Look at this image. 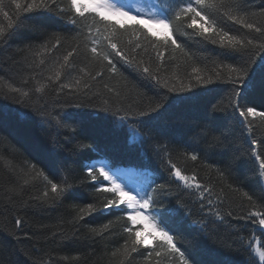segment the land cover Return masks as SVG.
Here are the masks:
<instances>
[{
    "label": "trees",
    "instance_id": "16d2710c",
    "mask_svg": "<svg viewBox=\"0 0 264 264\" xmlns=\"http://www.w3.org/2000/svg\"><path fill=\"white\" fill-rule=\"evenodd\" d=\"M57 2L67 6V0ZM250 4L259 13L264 0H250ZM2 6L15 21L12 0H3ZM21 15L25 19L15 35L0 39V264H120L122 259L124 264H178V260L157 258L155 251L159 247L155 251L141 247L130 260L123 257L127 238L123 228L128 224L124 212L97 211L77 219L80 208L92 203L101 209L110 198L109 194L97 193L95 189L100 184L87 175L92 159L102 160L109 169L127 168V179L136 189L141 190L151 181H155L153 187L163 184L165 187L158 188L155 194L157 204L152 215L165 214L177 246L188 248L198 264H252L253 257L255 264H261L248 244H258L264 229L239 217L248 210L243 192L264 204V180L258 179L259 161L250 143L252 139L264 141V120L249 117V134L232 106L234 92L238 91L243 94L239 98L242 105L264 110V70L260 63L254 65V82L247 86L229 81L226 70L216 80L213 62L233 61L220 55L223 49L200 37L184 35L192 30L178 26L176 37L192 59L179 51L172 59L169 47L158 75L179 88L181 81L189 83L191 68L198 67L203 76L213 78V83L168 93L115 57V75L105 68L103 76L95 81L84 77L91 84L87 96L75 95L68 89L59 92L60 83H74L82 76L81 68L92 75L101 70L88 63L91 54L85 48L87 28L93 18L82 19L70 11ZM70 19L77 23L71 24ZM0 24H7L2 15ZM34 27L39 31H33ZM231 27L234 31L239 28ZM249 35L260 39L256 33ZM57 38L60 44L52 48ZM149 41L155 43V38L140 37L139 43L148 51L138 55L137 60L150 62L155 71L160 61ZM117 42L127 50L134 47L136 37L131 31L121 33ZM73 48L77 54L70 58L71 67L63 69L61 80L52 85L48 77L54 78L58 63ZM137 52L142 53V49ZM9 84L28 91L29 96L9 92ZM40 84L48 87L36 93ZM105 85L113 91L108 92ZM157 91L163 94L161 102L167 104L161 116L153 120L140 118L145 121L142 125L119 119L139 107L147 110L148 97ZM81 102L84 107H75ZM68 113L81 114L80 122L65 119ZM133 128H139L140 134L134 135ZM256 150L264 157V145H258ZM191 153L198 155L197 161L189 158ZM170 163L177 164L186 175L195 174L200 183L212 189V195L205 194L206 198L200 200L195 190L190 194L171 176ZM37 171L57 183L67 179L73 195L53 199L50 185L43 178L25 184L24 180ZM45 190H49L48 198L43 197ZM208 199L213 201L211 205ZM216 211L225 217L223 223L216 220ZM229 211L233 216L226 215ZM16 219L23 221L19 229ZM109 221L113 222L109 230L103 231L102 226ZM100 232L103 234L97 235ZM197 237L199 246L195 243Z\"/></svg>",
    "mask_w": 264,
    "mask_h": 264
},
{
    "label": "snow or ice",
    "instance_id": "6c2138e0",
    "mask_svg": "<svg viewBox=\"0 0 264 264\" xmlns=\"http://www.w3.org/2000/svg\"><path fill=\"white\" fill-rule=\"evenodd\" d=\"M2 3L3 0H0V15L7 21V24L6 26L0 24V39H10L15 35L25 19L21 13L55 12L63 14L70 11L82 19H87L88 16L93 18L95 27H93V24L88 25L87 36L85 38L88 42L85 44V48L91 55L87 57L86 53V57L89 64L98 66L101 70L96 71L95 75H92L91 71L81 68L80 72L82 76L76 78L74 83H60L59 92L68 89L75 95L82 93L87 96L88 92L91 91V84L84 77L95 81L98 77L103 76V69L105 68L115 75L117 73L115 57H118L125 65L135 67L137 71L143 73L145 78L154 81L156 87L166 89L168 93L191 91L195 85L213 83V78L203 76L201 74L202 70L198 67L191 68L189 83L184 84L181 81L179 88H177L175 83L170 84L168 79L161 78L158 75L169 47H171L172 59L176 58L175 53L177 51L187 56L188 59H192L185 45L179 42L176 37L178 26H182L185 30H192L191 33L185 31L184 35L200 37L202 40L223 49L224 52L220 53V55L226 56L233 61L232 63H225L223 61L213 62V72L216 80H219L221 73L226 70L229 81H239L247 86L254 82V65L256 63H260L262 70H264V22H262L264 21V5L260 6L259 13H257L252 10L250 0H161L156 5V8L159 10L146 15L140 13L139 10L133 13L126 6L118 4L116 0H67V6H61L57 0H26L23 4L20 0H12V4L16 9L17 19L15 21L10 17L8 11L4 10ZM69 22L73 25L77 23L75 19H70ZM229 25L239 26V28L234 31L233 27ZM33 31H39V28L34 27ZM129 31L136 37V42L134 47L125 50L127 46L122 47L117 42V38L121 33ZM249 33L258 34L260 39L250 36ZM141 36L145 40H148V37L155 38V43L149 41L152 49L155 50L156 58L160 61L155 71L150 66V62L146 64L143 58L137 60L138 55L142 56V54H146L148 51L146 47L139 43ZM59 44L60 40L57 38L51 47L56 48ZM128 44H133V41L130 40ZM26 47L30 49L31 46L28 45ZM137 49H142V53L137 52ZM45 51L49 50L45 48ZM76 54L77 49L73 48L62 57V62H59L57 65L54 78L52 76L48 77L52 85L57 84L61 80L62 70L71 67L70 58ZM35 55L40 56L41 53L36 52ZM257 57H259L258 60ZM43 63L44 61L41 60L40 64ZM233 74H235V77H233ZM46 87L48 85L40 84L35 88V92L42 93ZM105 88H107L108 92L113 91L108 85H105ZM7 89L11 93L24 97L29 96L28 91H22L21 88L14 87L11 84L7 85ZM242 95L241 92H234L235 99L232 100V106L234 111L238 113V116L242 118V122L249 134H251L252 123L249 117H258L264 120V110L258 111L255 106L242 105L239 99ZM162 100L163 94L157 91L153 94V97H148L147 110L139 107L135 113L130 110L125 115L120 116L119 119L137 125L145 123L140 118L156 119L167 109V104L162 103ZM75 107H84V104L81 102L76 104ZM80 115L79 113H68L65 119H72L79 123ZM132 133L139 135L140 129L133 128ZM250 143L255 160L259 161L258 179L264 180V157L256 150L258 145H264V141L252 139ZM189 158L192 161H197L198 155L191 153L189 154ZM169 167L171 176L176 181L181 182L183 188L189 190L190 194H194L192 190H195L196 193H199L200 200L206 198L205 194L212 195V189L200 183L195 174H184L175 163H170ZM31 168L34 170L35 165H32ZM25 175L27 176L28 173H25ZM87 175L94 183L100 184L95 191L97 193L109 194L110 198L106 199L101 209H97L92 203H88L85 207L80 208L77 219L82 220L85 216L97 211L115 209L124 212V217L128 224L123 228L124 233L127 234V238L123 244V257L130 260L132 255L138 253L141 247H148L154 251L159 247L160 250L155 251L157 258L163 257L165 259L178 260V264H198V261L193 258L188 248L177 246L173 229L168 226L165 214L161 212L158 216L152 215L156 210L157 204L155 194L158 188L163 189L165 187L163 184L153 187L155 181H151L137 192L129 188L121 180L119 173L113 172L105 166L96 167L93 165L88 168ZM220 176L223 178L222 172ZM40 178H43L47 182V185H50L53 199L66 198L69 195H73L71 192L72 186L68 184L67 179L57 183L53 179H50L43 171H37L35 176H29V179H25L24 183L27 184L29 180ZM104 182H107L106 186ZM148 189H151V191ZM236 191L239 190L237 189ZM242 196L249 203L246 214L241 215L239 219L250 220L254 224L258 223L260 228L264 229V204H260L259 201L254 200L253 195H250L247 191L243 192ZM43 197H49V190L44 191ZM216 198L220 200V196ZM261 199L264 200V197ZM212 203L213 201L208 199V204L211 205ZM221 203H223V200H221ZM226 215L231 217L233 216V212L229 211ZM215 216L216 220L223 223L225 217L219 211L215 212ZM112 223V221H109L107 224H104L102 226L103 231L109 230V226ZM22 225L23 221L21 219L15 220L16 228L19 229ZM204 227L207 228V225ZM92 231L96 232V229H92ZM102 234L103 232L97 233V235ZM195 243L196 246H199L200 240L198 237L195 238ZM248 247L253 248L255 256H258L261 264H264V234L261 235L260 242L255 247H253L251 241ZM116 254L115 252L113 253L114 256ZM120 264H124L123 259L120 261ZM252 264H255V257L252 258Z\"/></svg>",
    "mask_w": 264,
    "mask_h": 264
},
{
    "label": "rangeland",
    "instance_id": "374dc122",
    "mask_svg": "<svg viewBox=\"0 0 264 264\" xmlns=\"http://www.w3.org/2000/svg\"><path fill=\"white\" fill-rule=\"evenodd\" d=\"M124 1V0H123ZM127 8H128V10L129 11H131V12H133V13H136L135 12V10H141V11H143L144 13H142V14H148V13H150V12H154V11H156L154 8H152V7H150L149 9H147L146 7H143L142 6V3H141V1L140 0H127ZM101 161L102 160H100V161H96V159L95 160H93V161H91L90 163H89V167H91V166H93V165H95V166H97V167H100V166H104L102 163H101ZM106 167V166H105ZM107 168V167H106ZM109 169V168H108ZM110 170H112L113 172H117V173H119V171L117 170V169H110ZM128 178V177H127ZM125 179L126 181H124V182H127V186L129 187V188H132V189H134V190H136L137 192H139L140 191V189H136V186L134 187V186H132V185H130L131 184V180L130 179ZM256 246V245H255ZM254 246V247H255ZM258 257V256H257ZM259 259V258H258Z\"/></svg>",
    "mask_w": 264,
    "mask_h": 264
},
{
    "label": "bare ground",
    "instance_id": "6f19581e",
    "mask_svg": "<svg viewBox=\"0 0 264 264\" xmlns=\"http://www.w3.org/2000/svg\"><path fill=\"white\" fill-rule=\"evenodd\" d=\"M94 159H92V160H90L89 161V163L91 162V161H93ZM89 163H88V166H89ZM97 167V166H96ZM147 168V167H146ZM136 172V171H135ZM125 184H127V182H124ZM139 183V182H138ZM254 233V232H253Z\"/></svg>",
    "mask_w": 264,
    "mask_h": 264
}]
</instances>
